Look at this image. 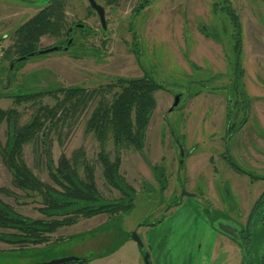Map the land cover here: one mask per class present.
<instances>
[{"label":"rangeland","instance_id":"rangeland-1","mask_svg":"<svg viewBox=\"0 0 264 264\" xmlns=\"http://www.w3.org/2000/svg\"><path fill=\"white\" fill-rule=\"evenodd\" d=\"M50 1L0 0V94L67 87L91 90L145 73L162 86L154 93L155 107L143 151H121L120 173L136 191L134 207L120 225L108 223L97 234H108L114 241L111 247L125 230L131 231L128 236L135 232L146 237L150 248L141 251L142 260L147 252L149 259L156 261L165 250V264H241V250L221 232L214 218L244 227L264 190V180L236 173L226 160L228 154L243 170L264 176V0H229L241 27L240 86L233 85L232 26L220 11L221 0H149L138 14L133 10L140 0H118L112 6L95 0L104 9L105 29L87 0H65L68 26L84 25L90 32L84 35L73 29L70 50L22 60L18 69L13 64L9 72L6 50L12 45L14 31ZM55 42V38L42 37L39 48ZM176 96L178 102L173 107ZM54 104L50 97L21 105L11 98L0 99V109L17 110L18 126L26 124L40 107ZM95 106V102L89 103L78 118L51 133L54 163L62 153L70 158L79 148L91 164L96 163L99 144L86 130ZM231 126L234 129L227 135ZM6 131L3 123L1 145ZM107 152L114 157L112 142ZM23 156L33 174L51 185L41 143L27 144ZM155 167L162 170L164 189L155 177ZM95 180L105 199L119 196L104 185L98 164ZM0 188L21 194L11 186L1 157ZM0 197L22 216L42 217L38 201ZM86 227L63 228L53 238L56 242L58 234L77 233ZM85 238L72 237L43 248L29 246L24 252L0 244V264H34L76 247L83 248L78 255L86 257L103 250H96L99 246L86 248Z\"/></svg>","mask_w":264,"mask_h":264},{"label":"trees","instance_id":"trees-1","mask_svg":"<svg viewBox=\"0 0 264 264\" xmlns=\"http://www.w3.org/2000/svg\"><path fill=\"white\" fill-rule=\"evenodd\" d=\"M103 1L109 6L118 2ZM148 2L149 0H140L133 10L134 14L142 11ZM221 2L220 11L224 12L232 26L231 39L235 57L232 64L233 85L240 86L241 27L229 0ZM65 6V0H51L47 6L14 31L12 45L6 50V55L10 58L7 68L9 72L13 64H16L15 69H18L23 63L22 60L40 56L37 54L40 50L58 47V51L65 52L63 48L67 46L69 39L73 38V29L84 35L90 32L84 25V28H77L76 24L68 26ZM46 36L55 38L56 42L50 47L39 48L40 39ZM133 41L136 45L135 37ZM73 44L72 40L67 51ZM32 54L33 56H30ZM161 89L162 86L153 76L145 73L140 78H119L113 83L91 90L67 87L12 96L1 93L0 99L11 98L16 105L35 102L43 97H50L55 104L51 107H40L22 126L17 125V110L0 109V127L3 123L7 126L5 143L0 144L1 161L10 173L11 186L21 193L19 195L7 188H0V196L12 197L16 202L23 198L38 201L40 207L37 211L42 216L38 219L22 216L0 197V230L8 231L0 233V243L20 252L31 249L29 246L47 247L51 235L59 229L71 227L80 219L100 215L107 216L108 221L94 230V233L108 223L120 225L123 216L133 209L136 200L135 189L120 173L121 151L127 149L143 151L146 131L155 107L154 93ZM91 102H95L96 106L86 122V130L94 135L99 144L96 163L91 164L81 148L74 151L70 158L62 153L54 163L49 146L51 133L59 125L78 118ZM233 129L231 126L227 130V135H231ZM34 141L41 143L51 185L40 181L25 163L24 147ZM109 142H112L115 149L113 158L107 152ZM226 156L229 166L236 173L247 175L252 180H264V176H256L243 170L230 155ZM97 164L101 167L104 185L116 191L119 195L117 198L105 199L101 195L95 180ZM154 170L161 189H164L162 170L158 167ZM218 219L214 218V221ZM239 229L242 242L233 241L241 250L243 257L241 264H264V190L250 209L245 226ZM129 237L131 238V235ZM77 263L88 264L89 260L79 259Z\"/></svg>","mask_w":264,"mask_h":264},{"label":"crops","instance_id":"crops-1","mask_svg":"<svg viewBox=\"0 0 264 264\" xmlns=\"http://www.w3.org/2000/svg\"><path fill=\"white\" fill-rule=\"evenodd\" d=\"M181 208H183V207H180V209ZM176 212H177V210H176ZM99 217H102V216H97V217L90 218V219H81L75 225H73L71 227H79V226H83V225H88V227L83 228V229H78L77 233L75 232L76 231L75 230L74 231L75 234H74V232H72L71 234H68V235H67V233L64 235L58 234V236H60V238H58L56 241V242L66 241L68 238H72V237H74V238L86 237L84 239L85 247L88 248V247L92 246L94 248L96 246L97 247L99 246L96 250L103 248V250H101L99 253L97 252V254L87 256V257L86 256H79L78 254H80L83 251V248L76 247L74 250H72L71 252H69L65 255L48 257V258H45L42 260H38L37 262H34V264L46 262V261H49L52 259H57L58 257H63V256H75L76 258H78L80 260L81 259H87V260H89L88 264H144V262L142 260L141 250L139 249L137 244L128 236V234L131 231H127V230L123 231V233L120 234V236H118V238H117L118 243H116V244L114 243V245H112V247L109 246V244H112L114 241L108 236V234L94 233V230H96L97 228H100L101 226H103L108 221L107 218H105L104 220H100ZM71 227H69V228H71ZM62 229L63 228L59 229L55 233L61 232ZM55 233L53 235H51L52 240L49 242L50 244L56 243L55 242L56 238H53ZM114 234H115V232L112 235L113 237H114ZM139 238H140L145 249L147 247H149L148 239L146 237L145 238L139 237ZM0 244H3V243H0ZM43 247L44 246H41V248H43ZM165 254H167L166 251L162 250L161 254L157 256L158 259L156 261L152 260L151 256H150V259H149L150 264H165L164 260H163V257L165 256ZM73 264H78V263H73ZM205 264H206V262H205Z\"/></svg>","mask_w":264,"mask_h":264},{"label":"water","instance_id":"water-1","mask_svg":"<svg viewBox=\"0 0 264 264\" xmlns=\"http://www.w3.org/2000/svg\"><path fill=\"white\" fill-rule=\"evenodd\" d=\"M87 2L89 4L90 8L97 14L102 29H105L106 26H105L104 9L100 5H98L95 0H87ZM78 27L84 28L83 25H78ZM71 43H72V39H69V41L67 42V46L64 47L63 50L67 51V49ZM56 51H58V47H51V48H47L44 50H40L37 54L45 55V54H50V53H53ZM30 56H33V54ZM177 102H178V97L176 96L174 99V102H173V107H175L177 105ZM170 111H171V109H170ZM225 222L230 223L229 221H226V220H217L215 222V224L217 226H220L221 232H223L227 237H230L231 239L237 240L236 238H238V232L235 229H233L227 225H224ZM238 228H239V226H238ZM131 239L137 244V246L139 247V249L141 251H145L144 246H143L140 238L138 237V235L135 232L131 233ZM78 261H79L78 258L68 256V257H63V258L52 259V260L37 263V264H71V263H77ZM244 261H245V259H244ZM143 262H144V264H150L149 263V254L147 252L144 253Z\"/></svg>","mask_w":264,"mask_h":264},{"label":"flooded vegetation","instance_id":"flooded-vegetation-1","mask_svg":"<svg viewBox=\"0 0 264 264\" xmlns=\"http://www.w3.org/2000/svg\"><path fill=\"white\" fill-rule=\"evenodd\" d=\"M75 27L78 28V25H75ZM70 32H71V30H70ZM219 219H220V218H219ZM221 220H222V219H221ZM223 220H226V221H227V219H225V218H224ZM224 225H227V226H229V227L235 229V230L238 232V238H236L237 241L242 242V238H241V236H240V230H241V229L238 228L239 225L236 226V225H233V224H230V223H227V222H225ZM241 228H242V227H241ZM228 238H230V237H228ZM230 239H231V238H230ZM231 240H234V239H231Z\"/></svg>","mask_w":264,"mask_h":264}]
</instances>
